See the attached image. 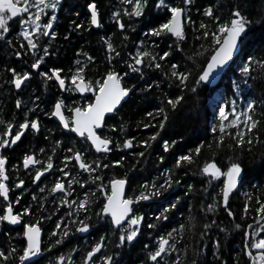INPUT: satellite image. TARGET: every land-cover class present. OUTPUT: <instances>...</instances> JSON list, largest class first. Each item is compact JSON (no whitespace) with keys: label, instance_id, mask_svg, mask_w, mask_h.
<instances>
[{"label":"trees","instance_id":"trees-1","mask_svg":"<svg viewBox=\"0 0 264 264\" xmlns=\"http://www.w3.org/2000/svg\"><path fill=\"white\" fill-rule=\"evenodd\" d=\"M93 2L100 17V28L97 31L91 26L88 9V4ZM166 2L186 9L183 41H178L169 34H161L159 37L150 35L153 27H158L170 18L169 12L155 6L157 0H148L140 17L124 15V9L130 10L131 6L124 5L122 0H61L54 13L57 16L54 38L36 34V42L40 43V58H43V72L51 75L52 69H62L60 75L65 79L68 89L73 87L70 77L78 67L77 60L81 61V65L87 66L85 76L88 80L101 79L109 70L122 75L128 73L123 76L122 85L132 89L131 96L119 111L107 118L106 126L99 132L113 140L112 151L107 155L97 154L87 141H78L64 135L62 128L50 115L54 102L58 99H63L67 107H74L88 102L92 96L86 101L76 92L63 93L57 83L46 76H42L40 80L32 76L21 93L15 92L8 84L9 69L18 65L15 58L21 41L13 42L15 47L8 45L11 43L8 38L0 44V79H6L4 83H0V120L4 121V124H0V133H4L8 123L18 125L25 120H39V131L29 128L14 155L20 157L39 154L45 164L51 156L53 163V168L43 181V192L39 190L40 187L32 186L33 172H26L27 190L23 204L25 208L31 209V214L23 216V224L39 220L45 233L44 255L36 264H59L60 256L65 257L63 264H68L75 251L72 264H84L87 253L101 240L103 253L93 264H103L101 257L108 255L113 257L114 264H251L247 252L251 251L255 255L257 250L246 248L245 245L264 238V232L256 235L257 220L259 215H264L256 212L259 207L257 201L264 202V67L258 63L264 61V0H193L190 5H185L183 0ZM208 7H212L214 15L219 16L221 22L228 20L232 11L239 10L252 24L241 45V54L226 71L220 84L211 88L202 82L192 92L190 89L201 69L206 66L213 48L211 37L197 39L203 32L199 28L201 22L209 25V30L216 26L212 19L203 15ZM31 11L34 12L35 9ZM46 12L48 15L42 16V24L53 14L50 9ZM116 12L120 13L119 19L125 25L123 29L117 24V17L114 16ZM21 15L25 19L28 16ZM19 24L20 16L9 21L10 36L21 34ZM77 25L82 27L78 28ZM108 42L119 53L118 56L115 52L108 51ZM45 48L47 55L44 54ZM22 50L26 60L21 64L30 65L38 59L33 55L34 51L29 55L27 45ZM139 51H147L153 55H162L164 51H168L170 55L165 60H159L157 55V62L162 67L156 69L148 67V57L144 58L142 65L134 64L132 58ZM87 56H91L92 60L89 61ZM172 63L177 64L180 71L191 72L188 88L183 91L177 87L179 81L170 76ZM130 64L139 67L141 72H133L129 68ZM246 66L250 67L247 76L243 73V67ZM178 95H183L184 98L173 110L166 100ZM17 100L21 101L19 108L16 107ZM250 104L253 105V111L248 113ZM160 107L165 108L168 116L163 130L151 126L145 128L144 124H158L159 116L153 119L146 113L153 112L155 115ZM233 109L240 116L236 127L231 126V121L236 118ZM221 110L226 112L227 119L221 116ZM241 113L244 115H240ZM247 115L258 122L251 133H247L244 123ZM222 126L225 128L224 132L220 131ZM112 127L116 130L112 131ZM157 131L160 135L150 142V147L145 148L140 144ZM237 132L245 133L243 145L237 143ZM29 133L39 134L34 136ZM221 136L224 137L222 143ZM30 138L32 142L29 141ZM125 139L133 140L132 148H123ZM249 139L252 140L251 144L247 143ZM164 142L169 144L168 151H164ZM117 143L121 145L120 148L115 147ZM197 147L201 149L198 155L195 153ZM69 148L83 152L88 163L99 161L101 167L89 174L79 169L74 160L65 162V156L73 155L67 151ZM41 149L44 151L41 152ZM139 152H144V156L136 155ZM182 155L191 156L193 162H181L178 167L177 161ZM121 158L120 165L113 164ZM208 162L217 163L222 171L227 170L230 162H237L242 166L241 178L237 187L229 194L227 208L222 203L221 196L226 177L216 180L204 174L201 169ZM65 163L67 167L64 170L71 172L68 177H64L59 171ZM104 164L109 167L103 168ZM97 175L102 180L93 182ZM73 178L79 183L71 186V198L77 201V204L71 206L76 207L87 196L90 201L86 205L87 212L75 208L69 211L65 204L60 203L62 200L58 204L52 203L44 196L45 192H51L57 179L63 180L68 188V181ZM113 178L126 179L127 198L139 195L141 191L159 189V195L152 196L150 202L140 201L135 207L134 214L143 216L139 234L131 243L125 241L119 247L120 230L110 225L109 218L97 216L104 202V195L97 190V186L103 183L105 190L110 193V180ZM169 178L171 186L165 184ZM144 184H155L156 189L150 187L145 190L142 188ZM161 185L165 187L161 188ZM33 196L36 197L35 200ZM2 201L0 199L1 211ZM173 204L175 207H172ZM209 205H213L211 211L208 210ZM246 205L247 214L244 212ZM229 211L233 213L232 216L228 215ZM69 212L74 216L68 215ZM86 215L91 217L86 221L91 233L83 240L79 238L76 229L79 227L78 221L84 220ZM163 216H167V220ZM57 223L61 224L59 230L56 229ZM260 223L264 224V221ZM150 224L154 227H149ZM237 224L241 225L239 229L235 227ZM249 224L253 226L251 229L248 228ZM205 225L208 227L205 228ZM65 229L68 231L66 237L63 235ZM54 231L57 232L55 236L52 235ZM22 232V227L12 229L0 222V251L7 257H0V264H20L18 257L26 246ZM161 236L169 239V245L166 246L168 250L154 262L149 259V254L158 249ZM57 240L62 243L56 244ZM13 248L17 251L12 252Z\"/></svg>","mask_w":264,"mask_h":264},{"label":"snow or ice","instance_id":"snow-or-ice-1","mask_svg":"<svg viewBox=\"0 0 264 264\" xmlns=\"http://www.w3.org/2000/svg\"><path fill=\"white\" fill-rule=\"evenodd\" d=\"M193 0H183L185 5L192 4ZM124 5H130V10L128 8L124 9V15L129 17H140L144 13V9L148 5V0H122ZM61 4V0H0V40H4L6 34L9 33V21L12 18H16L20 16V26L22 28L21 35L24 40L27 41V46L31 50H35L38 47L37 42L32 38L37 33L43 36H49L51 30L53 29V23L57 20V16L54 14L59 5ZM157 8H163L167 12L170 13V18L166 20V22L160 23L158 27H153L150 30V35L159 37L161 34H171L173 37H176L178 41H183L185 39V32L183 27V16L186 12L184 7L180 6H172L166 2V0H157L155 4ZM35 9L34 12L31 10ZM47 9L52 11V15L45 23H40L42 16H47ZM88 9L91 13L90 23L93 26L100 27V22L98 18V11L96 4L89 3ZM21 14H28L25 19ZM204 16L209 17L215 23V28L213 30H209V25L201 22L199 28L203 30L202 36H198L197 39L208 38L211 37V45L213 46L210 58L206 61V66L203 67L198 74V78L194 81L193 87L190 89L192 92L196 91V86L203 83H209L210 78L213 77V73L217 72L218 69H222L229 61L233 59L234 54L238 51L239 46L243 45L245 39L248 36L250 31V25L252 21L249 20L246 16H244L239 10H234L231 13V17L228 20L223 22L220 21L219 16H215L213 13L212 7H208L204 10ZM114 16L117 17V24L120 29H123L125 25L120 21V13H114ZM189 22H191V18H188ZM27 26V27H25ZM77 27H82V25H77ZM31 29V30H30ZM52 38H54V33H52ZM10 43V41H9ZM24 47V45H21ZM179 47V45H178ZM203 47V45L201 46ZM107 49L110 53L115 52L118 56L119 53L115 51L113 45L108 42ZM36 53L33 52V55ZM44 54L47 55V48L44 49ZM202 54V53H198ZM17 56L20 55L19 52L16 53ZM87 55V54H85ZM159 55V54H157ZM157 55H153L147 51H139L132 58L134 60L135 65H142L144 62V58H149L148 67H155L156 69H160L162 65L157 62ZM170 55V52L164 51L162 55H159V60H165ZM42 57L37 59L32 65V69H39L40 64L42 62ZM89 61L92 60L91 56H87ZM191 59V57H189ZM258 63L264 67V61H258ZM76 64L78 67L75 70V74L71 75L70 82L73 86L71 89L66 87V82L64 78H61L60 72L62 69H52L51 75H48L47 72H41L42 76H46L48 79L55 78L58 82L61 90L64 91H73L78 93H91L92 98L88 100L87 103L68 107V112L71 113V117H67L64 114L63 109L66 106L65 101L63 99H58L54 102L53 111L50 113L51 116L58 118L60 124L64 129L75 133L77 136L84 138L85 141L90 142V146L95 149L97 153L103 152L108 153L112 151L110 145L113 144V140L108 136H104L98 133L97 130L103 129L105 124L106 114L115 113L118 109V106L121 105V101H123L126 97L129 96L132 89L130 87L122 85L123 76L128 75L127 72L123 73V75L115 70H109L106 74L98 80H88L85 76L86 65H81V61L77 60ZM129 68L133 72H141L139 67H135L132 64L129 65ZM12 72L14 79L12 83L15 85L16 89H20L22 84L30 78L29 72L17 73L15 69H9ZM244 75H249L250 67H243ZM191 75L190 71H180L178 69V65L175 63L171 64V72L170 76L179 81L177 87L182 91L185 88H188V79ZM141 78H143V73H141ZM151 87V86H149ZM183 95H178L174 99L168 98L166 100L167 105L171 107V109L175 110L177 105L183 100ZM21 105V101H16V107L19 108ZM248 113L253 111V105L248 106ZM221 116L224 119H227L228 116L224 110H221ZM147 116L156 119L157 116L160 117L158 124H144L145 128L148 127H157L160 130H163L165 126V122L168 119L165 108L160 107L157 109L156 114L153 112H147ZM233 115L236 116L234 120L231 121V126L236 127L238 125L240 116L236 115L235 109H233ZM240 115H244L241 113ZM245 127L247 129V133H251L253 129L257 127L258 122L251 116L247 115V119L244 122ZM0 124H4V121L0 120ZM13 125L8 123L6 125V130L3 133V136H0V149L6 148L10 145L17 144L18 141L21 140V137L24 135L25 130L31 128L34 131H39V123L36 120L29 122L25 120L23 123H20L18 128L19 130L12 135ZM123 129V126H121ZM112 131L116 129L114 127L111 128ZM224 126L221 127L220 131L224 132ZM160 135V132L157 131L153 133L148 140L141 141L140 144L145 148L151 146V141H155L157 137ZM237 143L239 145H243L245 140L243 139L245 133L237 132ZM11 136L9 140L6 137ZM134 139V138H133ZM224 137H220V142H223ZM248 144L252 143V140L247 141ZM123 148H132L133 140L125 139L122 144ZM116 148H120L121 145L119 143L115 144ZM164 151L169 150V144L164 142L163 144ZM41 152L44 150L41 149ZM67 151L72 152V156H65V162L70 160H75L76 164L79 166V169L88 172L89 174L96 172L97 169L101 167L99 161H93L92 163H88L85 161L84 153L79 150H74L73 148L67 149ZM200 147L195 149V153L198 155L200 153ZM136 155L143 157L144 152H139ZM122 159L116 160L113 162L115 165H120L122 163ZM181 162H187L191 164L193 159L189 155H182L179 157L177 161V166L179 167ZM7 163V157L4 155H0V198H3L5 202H7V206L5 209L0 211V222H7L11 225H17L21 223V218L23 215H30L31 209L26 207L23 209V212L15 213L13 212L12 203L9 201V187L5 183L8 180V176L6 175L5 165ZM36 164H44L43 161L36 159L34 155H25L23 157V167L25 169L29 168L30 165ZM95 164V167H93ZM67 167V163H65L64 168ZM108 164H104L103 168H108ZM53 168L52 158L48 157L47 163L42 169H39L35 172L34 181H39L41 176L44 175L46 171H49ZM64 168H60L59 171L63 174L64 177H68L71 175V172L65 171ZM201 171L209 175L212 179L219 180L221 177H226L223 181V187L221 189L222 203L225 208L228 206L229 194L233 189L237 187L238 180L241 178L242 174V166L237 162H230L227 166L226 171H222L220 167L217 166L215 162L205 163L201 169ZM102 180L101 176H95L94 181ZM73 183H79L78 180L73 178L68 181V188H65V184L63 180L57 179L54 182L53 187L50 189L52 193L57 192L58 190L63 192L65 197L71 195V186ZM171 178H169L165 184L167 186H171ZM24 184V181H19V184L16 187H20ZM126 184V179H116L113 178L110 180L111 190L110 194L105 190V186L103 183L97 186V190L100 191L104 195V202L100 211L97 213L98 217L108 216L110 217V225L115 226L120 230V235L118 237L119 244H124L125 241L131 243L134 238L139 234V225L143 220V216L134 214L133 212V204L139 203L140 201H147L154 195H159V189H156V185L152 184L149 186L148 184L142 185V188L145 190L156 189L155 191H141L139 195L134 197L125 198L124 196V188ZM83 186V185H81ZM165 185H161V188H164ZM41 192L44 191L43 188L40 189ZM35 200L36 197L33 196ZM16 203H19V200H16ZM61 203L69 204H77V201L73 200L69 202L67 199H62ZM90 201L87 196L85 197L83 202L78 203L77 210H85L87 212L86 205H88ZM259 203V207L256 209L257 214L264 213V202L257 201ZM172 207H175L173 204ZM213 209V205L208 206V210L211 211ZM167 209H165V212ZM245 214L248 212L247 205L244 208ZM68 215H72L71 212ZM229 216H232L233 213L231 211L228 212ZM167 216H163V219L167 220ZM91 219L90 216H85L84 220H79V227H77L76 231L78 232H87L89 230L90 225L86 222ZM160 219V217H157ZM260 221H264V215H259V219L257 220L258 232L256 235H259L260 232H264V224H261ZM127 223V228H123L122 225ZM73 223H77V221H73ZM149 227H154V225H148ZM183 226H181L182 228ZM208 225H205L207 228ZM237 229L241 227V225H235ZM253 226L251 224L248 225V228L251 229ZM61 228V224H56V229L59 230ZM22 235L26 239V246L22 248V254L19 255L18 259L20 264H25L26 261H31V264H36V261L32 258L38 257L41 253V227L39 224V220L35 223H24L22 225ZM52 235H57V232H52ZM63 235L68 236V231L65 229ZM245 235H249L245 233ZM171 236V233H169ZM62 243L61 240H57L56 244ZM169 245V239L161 236L159 238L158 249L149 254V259L151 261H157L158 257H161L162 253H165L168 249L166 246ZM103 247V240L101 242L96 243L95 246L89 251L84 260V264H89V261H92L94 255ZM219 247V245H217ZM246 248H251L257 250L256 254L253 255L251 251L247 252L248 257L251 260V264H264V238H258L253 242L245 245ZM174 250V245L172 246ZM17 249L13 248L12 252H16ZM0 257H7L5 253L0 251ZM65 260L64 256L59 257V264H63ZM103 264H114L113 257L111 255L101 257Z\"/></svg>","mask_w":264,"mask_h":264},{"label":"flooded vegetation","instance_id":"flooded-vegetation-1","mask_svg":"<svg viewBox=\"0 0 264 264\" xmlns=\"http://www.w3.org/2000/svg\"><path fill=\"white\" fill-rule=\"evenodd\" d=\"M15 20L17 19V18H14ZM53 25H55V27H54V29H53V31L50 33V35L49 36H45L46 38H50V37H52V33H54L55 31H56V27H57V23L56 22H54L53 23ZM19 29H21V26H20V24H19ZM38 37V35H34L32 38L35 40V41H37L36 40V38ZM6 38H8V40L11 42L10 44H8V45H10V46H12V47H15L14 45H13V42H20L21 41V43L18 45V48H17V52H19L20 53V55L19 56H17L16 55V60L18 61V65L16 66V68H12V69H15L16 70V72L17 73H23V72H29L30 73V78L28 79V80H26L23 84H22V86H21V88L20 89H16L15 88V85L12 83V80L14 79V77H13V74H12V72L10 71V77H9V79H8V84L14 89V91L15 92H17V93H21V91L24 89V87H25V85L27 84V83H29V81H30V79L32 78V76H34V77H36V78H38L39 80L42 78V75L40 74L41 72H43V67L41 66V64H40V67H39V69H32L31 68V65L34 63V62H32V64H21L22 62H24L26 59H25V56H24V54H23V50H22V48L23 47H21V45H27V41L26 40H24L23 39V37H22V35L21 34H19V35H17V36H10V34H6V37H5V39ZM14 38H17V39H14ZM4 39V40H5ZM4 40H0V44L2 45V42L4 41ZM38 44V47H37V49H35V50H31V49H29V55L31 56V54H32V52L34 51L36 54H35V56L39 59L40 58V55H41V50H40V43H37ZM11 47V48H12ZM46 69V68H45ZM5 78H8V76H6ZM5 80L6 79H0V83H1V81H2V83H4L5 82ZM50 80H54L55 82H56V80H55V78H52V79H50ZM57 83V82H56ZM57 85L59 86V84L57 83ZM66 87L68 88V86L66 85ZM67 91H63V93H66ZM76 94H78L77 92H76ZM72 95V94H71ZM79 95V94H78ZM90 95H91V93H89V96H87V97H81L80 95V98H82V99H84V100H86L87 101V98H89L90 97ZM87 103V102H86ZM66 104V103H65ZM66 108H68V107H66ZM63 111H64V114H65V116H67V117H71V113L70 112H68V110H66L65 111V108L63 109ZM70 113V114H69ZM40 114V113H39ZM39 114H37V115H39ZM53 117V116H52ZM53 120H54V117H53ZM55 121V120H54ZM56 122V121H55ZM38 123H40L39 122V120H38ZM57 123V122H56ZM58 124V123H57ZM61 128H62V126L60 125V124H58ZM18 126H19V124L17 125V124H15V125H13V128H12V135H14L15 134V132L16 131H18L19 130V128H18ZM62 130H63V128H62ZM27 132V130H25V133H24V135L21 137V140L20 141H18L17 142V144H15V145H10V146H8V147H6V148H3V149H0V155H4V156H6L7 157V163H6V165H5V169H6V175L8 176V180L5 182L7 185H8V187H9V189H10V191H9V201L12 203V207H13V212H14V214L15 213H18V212H20V213H22L23 212V209L25 208L24 207V204H23V200H24V196L26 195V188H25V179H26V172H29L30 174L32 173V175H33V187H40V188H43V187H45V185L44 186H42L43 185V181H45L46 180V178H45V176H46V174L47 173H49L50 172V170L49 171H46L45 173H44V175L43 176H41V179L39 180V181H34V175H35V172L37 171V170H39V169H42V167H44L46 164H45V162L43 161V157L42 156H40L39 154H29V155H34L35 157H36V159H38V160H41V161H43L44 162V164H36V165H32V166H29V168H27V169H25L24 167H23V157L25 156H23V155H21L20 157H16L15 155H14V151H15V149L22 143V141H23V137L27 134L26 133ZM63 132H64V135H66V136H68V137H74V138H76L78 141H82V142H84L85 140H84V138H79V137H77L76 135H74V133H72V132H70V133H66L64 130H63ZM3 133H0V136L2 135ZM30 135L32 134V135H34V136H37L39 133H29ZM30 137V136H29ZM6 138H8L9 140L11 139V136H9V137H6ZM29 141L30 142H32L33 140H31V138L29 139ZM89 143V142H88ZM23 156V157H22ZM74 160V159H73ZM75 161V160H74ZM62 168H64V167H62ZM65 169V168H64ZM33 170H35V171H33ZM83 171V170H82ZM21 180H23L24 181V184L22 185V186H20V187H16V185L17 184H19V181H21ZM65 184V183H64ZM65 188L67 189V187H66V184H65ZM31 188H28V190H30ZM39 189V188H38ZM40 190V189H39ZM110 194V193H109ZM44 196L47 198V199H50V201L52 202V203H57L58 204V202H59V200H62V199H67L69 202H71V201H73L72 200V198H71V195H68V196H66L65 197V195H64V193L63 192H61V191H57V192H55V193H52V192H49V193H44ZM1 200H3V198H0ZM19 200V203H16V200ZM84 200H82L81 202H83ZM148 202H150V200H147L146 201V203H148ZM61 203V202H60ZM139 203H135V205H134V207H133V212H134V209H135V207L138 205ZM1 205H2V209H5L6 208V206H7V202H5L4 200L2 201V203H1ZM66 205V208L69 210V211H73L72 210V208L74 209H77V206L76 207H74V206H69V204H65ZM1 211V210H0ZM24 216V215H23ZM23 216H22V218H21V226L20 227H12L10 224H7L6 222H3L6 226H8V227H10V228H12V229H16V228H21L22 227V225H23ZM71 216H74L73 214L71 215ZM104 217H106V218H109L108 216H104ZM110 219V218H109ZM122 227H127V224L126 225H124V226H122ZM116 228V227H115ZM42 230V229H41ZM42 232H43V234H44V238H43V241H42V250H41V257L39 258V259H41L42 257H43V255H44V253H43V247H44V244H45V233H44V231L42 230ZM78 232V231H77ZM90 233H91V230H90V228H89V230L86 232V234L85 235H83L82 234V232H78V234H79V238L80 239H87L88 237H89V235H90ZM24 238V237H23ZM24 241H25V238H24ZM25 243H26V241H25ZM104 248V247H103ZM103 253V250H102V252H101V254ZM100 254V255H101ZM75 255H76V251L75 252H73V254H72V256H71V258L69 259V262H68V264H72L73 263V261H74V259H75ZM99 255V256H100ZM99 256H97L96 258H98ZM95 258V259H96ZM39 259H37V260H35V261H38ZM73 259V260H72ZM94 259V260H95ZM72 260V261H71ZM94 262V261H93ZM93 262H92V264H93ZM31 264V263H30Z\"/></svg>","mask_w":264,"mask_h":264},{"label":"water","instance_id":"water-1","mask_svg":"<svg viewBox=\"0 0 264 264\" xmlns=\"http://www.w3.org/2000/svg\"><path fill=\"white\" fill-rule=\"evenodd\" d=\"M89 14H90V17H91V13H90V11H89ZM98 18H99V22H100V17H99V14H98ZM182 22H183V27H184V32H185V24H186V18H185V13H184V16H183V19H182ZM92 26V28L94 29V30H98L100 27H96V26H93V25H91ZM54 27H55V25H53V29H54ZM53 29L51 30V32L53 31ZM169 35H171V34H169ZM172 36V35H171ZM174 39H177L176 37H173ZM241 47L242 46H239V48H238V51L234 54V56H233V59L231 60V61H229L228 62V64H226L222 69H218L217 70V72H215V73H213V77H211L210 78V82L209 83H203L204 85H206V86H208V87H211V88H214V87H217L219 84H220V82H221V80L223 79V77H224V75H225V73H226V71L232 66V64L235 62V60L238 58V56L241 54ZM57 82V81H56ZM58 83V82H57ZM62 92L64 91V90H61ZM78 93V92H77ZM131 93H132V91L130 92V94H129V96L128 97H126L123 101H121V105L120 106H118V109H117V111H119L120 109H121V107L129 100V98H130V96H131ZM81 97H87V96H89V93H83V94H81V93H78ZM116 111V112H117ZM115 112V113H116ZM115 113H111V114H106V117H105V123H106V120H107V118H110V117H112ZM54 120L58 123V124H60V122H59V120H58V118H56V117H54ZM61 125V124H60ZM62 126V125H61ZM62 128H63V126H62ZM63 130L66 132V133H70V131H68L67 129H64L63 128ZM98 131V133L100 132V131H102V129H99V130H97ZM74 135H76L75 133H74ZM77 136V135H76ZM77 137H79V136H77ZM79 138H81V137H79ZM89 144H90V142H89ZM112 146H113V144L112 145H110V148H112ZM93 150L95 151V149L93 148ZM96 152V151H95ZM97 153V152H96ZM109 153V152H108ZM108 153H103V152H100V153H97V154H101V155H107ZM30 166H32V165H30ZM110 190H111V185H110ZM127 190H128V182L126 181V184H125V188H124V196H125V198H127ZM234 190V189H233ZM232 190V191H233ZM134 205L135 204H133V206L132 207H134ZM110 218V217H109ZM7 223V222H6ZM8 224V223H7ZM127 223L125 222V224L124 225H126ZM11 225V224H10ZM124 225H122V226H124ZM12 227H20L21 226V223L20 224H17V225H11ZM115 227V226H114ZM82 234L83 235H85L86 234V232H82ZM43 238H44V234H43V232H42V230H41V250H42V241H43ZM25 241H26V239H25ZM102 250H103V247H102V249L100 250V252H98V253H96L95 255H94V257H93V259H92V261H89V264H92V262L94 261V259L97 257V256H99L100 254H101V252H102ZM163 254V253H162ZM41 257V253H40V255L38 256V257H34V258H32L33 260H37V259H39ZM73 260V259H72ZM71 260V261H72ZM31 263V261H26L25 262V264H30Z\"/></svg>","mask_w":264,"mask_h":264},{"label":"rangeland","instance_id":"rangeland-1","mask_svg":"<svg viewBox=\"0 0 264 264\" xmlns=\"http://www.w3.org/2000/svg\"><path fill=\"white\" fill-rule=\"evenodd\" d=\"M26 15H28V14H26ZM18 17H19V16H18ZM16 18H17V17H16ZM12 19H14V18H12ZM12 19H11V20H12ZM30 30H31V29H30ZM217 100H218V98H217ZM126 228H127V227H126Z\"/></svg>","mask_w":264,"mask_h":264}]
</instances>
